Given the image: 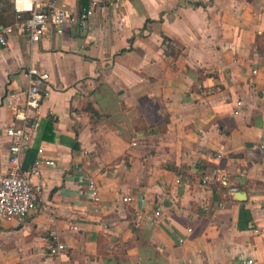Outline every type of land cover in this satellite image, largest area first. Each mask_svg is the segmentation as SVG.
I'll list each match as a JSON object with an SVG mask.
<instances>
[{
    "label": "crops",
    "instance_id": "crops-1",
    "mask_svg": "<svg viewBox=\"0 0 264 264\" xmlns=\"http://www.w3.org/2000/svg\"><path fill=\"white\" fill-rule=\"evenodd\" d=\"M32 66L49 78L23 167L38 148L55 165L32 176L37 209L2 221L0 264H264V0H112L85 28L13 33L0 48L1 171Z\"/></svg>",
    "mask_w": 264,
    "mask_h": 264
},
{
    "label": "built area",
    "instance_id": "built-area-1",
    "mask_svg": "<svg viewBox=\"0 0 264 264\" xmlns=\"http://www.w3.org/2000/svg\"><path fill=\"white\" fill-rule=\"evenodd\" d=\"M58 0H12L16 12V21L12 25L2 27L0 30V48L6 46L8 39L13 33H19L27 37L31 42H38L47 37L51 29L60 31L64 26H79L85 28L89 19L106 2L112 0H89L87 7L74 10L57 5ZM64 1V0H62ZM29 83L25 92L24 104L18 109L21 122L12 124L5 130L9 138V167L6 171L0 170V225L2 221L13 219L22 220L30 212L38 207L40 193L43 184L38 181L32 182V176L39 174L41 165L54 166L55 161L47 159L43 155V149H37V156L30 167H23L25 150L31 143L39 128L40 107L46 95V82L48 74L37 67H29L26 71ZM242 104L237 102V106ZM238 113V109L234 111ZM264 140V135H262ZM264 147V143L261 144ZM86 197L96 204L99 201V189L94 178L86 177ZM176 182L180 180L177 178ZM235 187L229 188L232 194ZM125 203L135 201L145 204L146 198L140 196L122 197ZM160 211L154 212L159 216ZM72 229L77 230V226ZM181 241V239H180ZM49 252L59 256L65 249L64 243L56 232L49 235ZM235 264H253L252 259H246Z\"/></svg>",
    "mask_w": 264,
    "mask_h": 264
},
{
    "label": "trees",
    "instance_id": "trees-1",
    "mask_svg": "<svg viewBox=\"0 0 264 264\" xmlns=\"http://www.w3.org/2000/svg\"><path fill=\"white\" fill-rule=\"evenodd\" d=\"M88 0H83V5L87 4ZM200 3H194V5H199ZM16 21V12L12 0H0V30L2 27L7 25H12ZM151 20H148V22ZM163 42L167 45L169 50L175 51L177 49L172 45V41L164 36ZM170 54H173L172 51H169ZM178 52V50H177ZM173 54L174 56L177 54Z\"/></svg>",
    "mask_w": 264,
    "mask_h": 264
},
{
    "label": "water",
    "instance_id": "water-1",
    "mask_svg": "<svg viewBox=\"0 0 264 264\" xmlns=\"http://www.w3.org/2000/svg\"><path fill=\"white\" fill-rule=\"evenodd\" d=\"M236 198H239V196H235ZM240 199V198H239Z\"/></svg>",
    "mask_w": 264,
    "mask_h": 264
}]
</instances>
